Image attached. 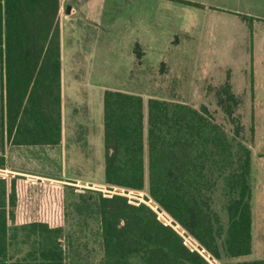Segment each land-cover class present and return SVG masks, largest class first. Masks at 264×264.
Wrapping results in <instances>:
<instances>
[{
    "label": "trees",
    "instance_id": "obj_1",
    "mask_svg": "<svg viewBox=\"0 0 264 264\" xmlns=\"http://www.w3.org/2000/svg\"><path fill=\"white\" fill-rule=\"evenodd\" d=\"M60 5L0 0V264H264L240 259L252 252L251 149L230 69L209 89L214 109L151 97L145 110L141 95L106 89L102 185L4 170L6 145L61 142Z\"/></svg>",
    "mask_w": 264,
    "mask_h": 264
},
{
    "label": "rangeland",
    "instance_id": "obj_2",
    "mask_svg": "<svg viewBox=\"0 0 264 264\" xmlns=\"http://www.w3.org/2000/svg\"><path fill=\"white\" fill-rule=\"evenodd\" d=\"M191 1L202 6L173 0H105L116 6L104 10L108 17L100 27L83 22L76 14L70 17L60 7L63 82L68 88L79 85L73 91L81 95L86 94L87 83L140 94L145 110L151 97L187 102L196 108L205 103L214 109L209 89L221 84L230 69L234 92L241 99L236 113L246 126L242 132L248 142L253 113L264 111V82L254 85L252 81L259 64L257 52L263 49L264 0ZM72 2L63 0L64 4ZM136 45L140 57L134 52ZM261 125L264 148V122ZM65 148L66 155L63 146L6 145L3 152L15 169L79 186L104 184L101 138L85 134ZM86 245L88 260L93 262L100 256L93 235ZM250 258H264V233H254L252 253L240 259Z\"/></svg>",
    "mask_w": 264,
    "mask_h": 264
},
{
    "label": "crops",
    "instance_id": "obj_3",
    "mask_svg": "<svg viewBox=\"0 0 264 264\" xmlns=\"http://www.w3.org/2000/svg\"><path fill=\"white\" fill-rule=\"evenodd\" d=\"M63 6L65 8L66 14L69 15L70 17L77 15V18L84 20L83 22H88L92 26L100 27L106 25L105 21L108 17L107 15L103 14L104 10H106L108 7L110 8L111 6H116V5L113 2L106 3L105 0H73L72 3H65V4L63 3L62 0L60 7L63 8ZM67 7H69L68 11L66 10ZM60 9H59L60 11L59 18L63 16ZM262 19L264 20V18ZM60 34H61V51H62L63 39H62L61 28H60ZM260 43L263 45V49H259V52H257L259 64H257L256 70H254L252 76V81L254 82V85L256 84L255 83L256 81L264 82V32ZM253 55H254V51L252 52V56ZM63 75L64 73H63V64H62V55H61L62 139L58 145H54V146H56V148L57 147L59 148V146H63L64 151L62 152H64L65 154L67 149L65 147L68 145V142L71 144L74 141H76L77 137H83L85 136V134L87 136L91 135V137L95 135L96 137L101 138L103 145V157H104L103 96L106 88L102 85L87 83L85 85L87 88L86 94L81 95V93L73 91V90H78L79 85L74 84L72 85V87H70V85L69 88L68 86L66 87V85L63 82L64 79ZM232 79H233V71L231 74V84H232ZM232 89L234 91L233 84H232ZM83 96H85L84 104H82L81 102ZM259 114H263L262 119H260ZM253 117H254L253 125H252L253 133L249 131L250 138L248 142L244 138V140L246 141V143H248L251 149L250 185H251V210H252V250H253L254 233L256 234L264 233V148L261 144V127H262L261 123L264 122V111H262L261 113H259V111L254 112ZM245 127L246 126H244V128ZM244 131L247 130L244 129ZM15 146H28V145H15ZM45 146H51V145H45ZM49 153L51 154V152ZM5 157H6V167L4 170L7 172L25 175V176H32L53 182H59L61 183V185L70 184L69 181L65 182L57 178L41 176L39 174H32L30 172L20 170L18 168L16 169L12 168L9 165V156L7 155V153L5 154ZM52 158L56 159L55 156H52ZM65 160H66L65 158L62 160L63 164ZM49 164L52 165L51 161L49 162ZM74 185L77 184L74 183ZM91 185H97V184H91ZM67 224H68L67 229H69L72 223L70 224V222H67ZM64 225L66 229V223H64Z\"/></svg>",
    "mask_w": 264,
    "mask_h": 264
},
{
    "label": "water",
    "instance_id": "obj_4",
    "mask_svg": "<svg viewBox=\"0 0 264 264\" xmlns=\"http://www.w3.org/2000/svg\"><path fill=\"white\" fill-rule=\"evenodd\" d=\"M68 9H69V7H67V9H66V10L68 11Z\"/></svg>",
    "mask_w": 264,
    "mask_h": 264
}]
</instances>
